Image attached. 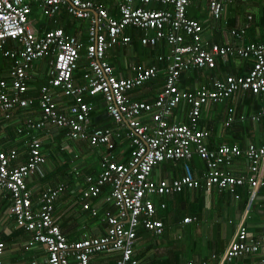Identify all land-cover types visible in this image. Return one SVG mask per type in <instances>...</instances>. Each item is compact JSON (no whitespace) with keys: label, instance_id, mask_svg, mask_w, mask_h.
Listing matches in <instances>:
<instances>
[{"label":"built area","instance_id":"2783aa9c","mask_svg":"<svg viewBox=\"0 0 264 264\" xmlns=\"http://www.w3.org/2000/svg\"><path fill=\"white\" fill-rule=\"evenodd\" d=\"M42 15L55 18L61 12L86 20L87 41L64 32L61 27L37 31L30 19L32 2ZM206 2L210 16L220 20L226 4L239 0H116V16L108 8L96 5L93 0H0V54L11 60L9 79L0 77V113L9 120L18 110H28L37 103L39 115L27 119V131L49 130V126L64 129L69 139L102 147L99 172L84 177V199L96 198L105 187L109 189L104 202L116 212H107L106 233L101 236L68 239L53 219L56 197L67 188V183L47 187L36 201L28 188L27 180L34 176L45 177L46 156L43 141L32 136L27 145L25 162H18L15 148L0 149V197L9 199L8 213L15 228L29 234L25 249L42 245L47 255L29 264H90L91 256L99 252L119 253L115 264H136L134 247L137 230L143 227L153 235H160L164 223L155 217L166 207L158 205L156 196H169L184 189H216L235 195L236 189L247 185L250 200L264 183V131L261 145L220 144L210 148L208 131L199 122L201 110L208 103L223 102L238 91L264 94V41L221 46L209 42L202 35V25L187 15L192 2ZM160 5L161 8L154 7ZM247 18L250 20L251 15ZM249 24L229 30L231 36L242 39ZM128 27L141 31L142 45L157 47L164 42L168 49L156 55V63H133L129 76L116 75L107 60L109 50L130 44L132 38L125 33ZM152 32V33H151ZM50 56L47 78L36 97L26 96L29 72L39 58ZM227 56L255 59L248 73L228 74L224 78L211 77L210 85L195 90L183 89L181 75L194 69H214L217 59ZM82 66L83 83L77 84L74 72ZM161 64V65H160ZM163 74V83L152 101L130 99L128 93ZM57 91L71 99V111L58 108ZM85 95L100 97L113 127L91 125V112L95 102L86 101ZM186 108L185 120L174 113ZM183 116L180 112L179 117ZM251 119L258 121L259 116ZM132 145L127 162L118 160L116 152L120 140ZM205 164L203 179H197L188 164L194 157ZM248 162V173L235 176L222 166H230L234 159ZM165 161H182L184 174L173 180H156L153 169ZM72 175L80 173L72 168ZM92 215L97 209L90 202L82 204ZM193 220L185 217L184 223ZM5 243L0 239V255ZM263 253L258 264H264V234L249 236L244 221L236 230L223 251V260ZM187 264H193L188 262Z\"/></svg>","mask_w":264,"mask_h":264},{"label":"crops","instance_id":"0c3cea01","mask_svg":"<svg viewBox=\"0 0 264 264\" xmlns=\"http://www.w3.org/2000/svg\"><path fill=\"white\" fill-rule=\"evenodd\" d=\"M105 1L106 8L110 10L109 7L112 6L113 14H111L116 16V0ZM242 5H246L248 8L251 5L252 9H247L244 14H241L240 8ZM62 13L64 12H61L57 18ZM187 15L200 22L203 28L202 35L209 42L233 47L241 43L249 44L255 42L259 44L264 41V0H239L226 4L220 20H214L210 16L206 2H193L188 7ZM248 15H251L250 20L247 18ZM31 21L33 24L32 19ZM58 23L61 25L59 19ZM241 24H249L243 38L238 39L231 36L229 30ZM33 26L40 33L46 30L45 27L38 30L35 25ZM87 27L88 23L86 29ZM86 29L79 23V27L75 28L73 33L70 34L76 35L80 40L86 42ZM125 33L130 36L134 34L138 42V39L143 36L141 31L132 27H128ZM133 42L131 40L129 45L109 50L106 53L107 60L113 66L114 73L118 76L131 75L130 65L133 63H144L142 60H145L148 55H155V60L149 63H156V55L165 53L168 49L164 42L159 43L157 47L144 46L140 42L141 46H136ZM254 62L255 59L251 56L244 59L232 56H227L225 60L219 58L216 60L214 69H194L183 72L180 85L183 89L188 90H195L202 85L209 86L211 77L224 78L228 74L244 75L251 70ZM33 64V70L29 72V89L26 92L28 97H36L38 95L40 86L46 81L49 66L48 61L42 59L37 60ZM82 65L80 66L79 78L75 79L77 84L84 82L83 76H81L83 72ZM10 66L11 60L8 58L2 61V64H0L1 78L9 79ZM160 87L161 84H158L157 80L153 79L128 94L131 99L152 101ZM141 88L146 91L138 94L137 92ZM56 93L58 108L63 112L69 113L73 102L59 91ZM185 111L186 108H178L174 113L179 120H185ZM18 112L9 120H5L0 113V149H17L20 154L17 163L25 162L28 150L25 142L32 136H38L42 141H53L52 150L54 151H52V155L56 151L54 146L57 145L59 146L57 148L60 155L64 153L69 156L67 164L65 157L63 160L60 158L59 161L56 154L54 161L50 159V169H46L45 164L44 170L46 173L44 178L34 176L27 180L33 201H36L41 192L47 187H55L62 182L67 183V188L54 201V221L70 240L104 235L107 227V222L105 221L106 213L116 212L112 205L104 202L105 195L109 189L105 187L102 194L96 198L84 199L81 195L86 187L84 177L88 174H97L99 172L98 162L100 155L104 152L103 148H94L86 143L71 140L65 136L66 132L64 129L54 126H49L48 131H27L24 128L25 121L29 118L35 119L39 115L37 103H34L32 109L18 110ZM104 112H106L104 109L97 112L96 116H101V118L94 120L96 122L94 126L113 127L114 124L111 118L108 115L106 117L102 116ZM180 112H183L182 117H179ZM252 115L259 116L258 121L252 120ZM7 122L11 123L7 124ZM104 122L106 123L104 124ZM109 123L110 125L108 126ZM199 124L208 131L209 135L206 143L210 148H215L220 144H237L240 147L250 143L261 145L263 143L262 132L264 131V94L255 95L248 91H238L223 102L208 103L201 110ZM58 134H62L59 143L56 141L59 138ZM74 147L77 151L73 150ZM131 150L132 145L129 140H120L115 152L118 160L127 162ZM81 152H87V155L84 156V153L82 155ZM166 162L154 167L152 176L156 180H173L184 174L182 161H169V164ZM188 164L193 175L197 179L202 180L203 172L205 171L204 162L196 156ZM73 167L80 173L77 177L72 175ZM222 168L235 176L246 175L248 173V162L242 158H236L230 166H222ZM47 177H52L53 182L43 183ZM40 182L42 184H39ZM182 193V196H177L176 198L173 197L175 194H172L169 196H156L154 199L158 201L162 198H170L171 203L168 204L176 206L179 205L181 200V207L185 206L183 219L191 217L193 220L189 223H184L183 219L178 223H172L169 220L168 228L159 236L152 237L154 235L152 234L151 236L147 230L148 233H141L134 247L136 264H187L188 262L193 264H258L263 250L257 254L231 260H223L222 256L240 221H244L249 236L264 234V183L258 188L248 210L247 204L250 200V190L247 185L237 188L235 195L225 191L219 192L216 189L207 191L203 188H186ZM85 201L90 202L91 207L97 209L96 215H92L90 210L83 208L82 204ZM9 204L8 198H0V239L5 243L4 252L0 255V264H29L34 259L36 261L41 260L47 255L42 245L35 244L31 249H25L24 243L30 237L27 232H20L17 237L9 241L3 240L4 234H9L12 230H16L14 221L8 213ZM173 228L176 230L174 233L176 235L179 234L183 238L179 245L173 244L174 240H176L175 235L171 232ZM140 229L145 230L143 227ZM156 237L160 239L157 241ZM152 238L153 241H150ZM28 251L31 253L30 255L25 254ZM118 255L119 253L117 252L95 253L91 256L90 264H115ZM3 256H5L6 263L1 262Z\"/></svg>","mask_w":264,"mask_h":264},{"label":"trees","instance_id":"16d2710c","mask_svg":"<svg viewBox=\"0 0 264 264\" xmlns=\"http://www.w3.org/2000/svg\"><path fill=\"white\" fill-rule=\"evenodd\" d=\"M94 2H95V4L96 5H101V6H103V7H106L105 6V4H106V1L105 0H93ZM105 2V3H104ZM37 4H38V2H36V1H34V2H32V10H33V5L37 8ZM110 5V4H109ZM112 6H110L109 8H110V13H112L113 14V9L111 8ZM157 8H159V7H161L160 5H157L156 6ZM38 9V8H37ZM39 10V9H38ZM64 13H66V12H64ZM64 13H62L58 18H57V16L55 17V18H51L50 19V21L46 24V23H41L39 26H37L36 28L38 29V30H40V28H43V27H45L46 29H50V28H53V27H61L63 30H64V32H66V33H68V34H70V33H73V31H74V29L75 28H77V27H79V19H76L75 20V18L74 19H65L63 16H65L66 14H64ZM44 16V15H43ZM58 19L60 20V22H61V25L58 23ZM34 25V24H33ZM60 25V26H59ZM141 33H143V32H141ZM132 36V41H134L133 43L136 45V46H139L140 45V39H138L139 40V42L138 41H136V38H135V35L134 34H132L131 35ZM141 46V45H140ZM144 46H146V45H144ZM6 58H4V57H2L1 55H0V64H2V61L3 60H5ZM39 59H42V60H47L48 61V63L50 62V60L52 59L50 56H45V57H43V58H39ZM38 59V60H39ZM37 61V60H36ZM35 61V62H36ZM83 66V65H82ZM79 73H80V67H78L77 68V70L74 72V80L77 78H79ZM81 76H82V74H81ZM81 79V78H80ZM156 80H157V83L158 84H161L162 85V83H163V74L162 73H160L159 74V76L156 78ZM77 81V80H76ZM35 94H37V93H35ZM129 95V94H128ZM131 99V98H130ZM85 100L86 101H93V102H95V108L93 109V111L91 112V114H90V116H91V125H95L96 124V122L94 121V118H95V116H96V114H97V112L99 111V110H102V109H104L105 110V108H104V106H103V101L101 100V98L100 97H95V96H92V95H88V96H86L85 97ZM110 125V123L108 124V126ZM58 137L59 138H57L56 139V141H57V143H59L61 140H60V138L62 137V134H58ZM55 147V146H54ZM57 147H59V146H57L56 145V148ZM52 148H53V141H45L44 140V142H43V153H44V155L46 156V162H47V158H49V159H51V160H53L54 161V155H52V151H54V150H52ZM58 149V148H57ZM61 155H63L65 158H66V160H67V164H68V160H69V156L67 155V154H64V153H62ZM53 156V157H52ZM66 174V173H65ZM48 178V177H47ZM182 192H180V193H177V194H175V196H173L174 198H176L177 196L178 197H180V196H182ZM161 196H164V195H161ZM0 198H2V197H0ZM165 198H162L161 200H156V202H157V204L159 205L160 204V202L162 203H165V205H166V207L164 208V209H161L159 212H157L156 213V215H155V217L156 218H158V219H162V221H163V223H164V230H163V232L168 228V221L170 220L172 223L174 222V223H178L179 221H181L182 219H183V217L185 216V206H183V207H181V200H180V203H179V205L178 206H176V205H169L165 200H164ZM56 200V199H55ZM54 205V204H53ZM52 215H53V213H52ZM196 216H198V214H196ZM13 219V218H12ZM55 222V224H57L56 223V221H54ZM58 225V224H57ZM141 227H139L138 228V230H137V237H139V235H141V233H145V232H147L146 230H143V229H140ZM61 229V228H60ZM65 230V229H64ZM20 232H26V231H24L23 229H17L16 228V230H12L9 234H4L3 235V240H5V241H9V240H11V239H14L15 237H17L19 234H20ZM62 232H63V230H62ZM64 233V232H63ZM148 233V232H147ZM150 233V232H149ZM151 234V236H152V233H150ZM149 234V235H150ZM154 236H159V235H154ZM167 262V261H166Z\"/></svg>","mask_w":264,"mask_h":264},{"label":"rangeland","instance_id":"374dc122","mask_svg":"<svg viewBox=\"0 0 264 264\" xmlns=\"http://www.w3.org/2000/svg\"><path fill=\"white\" fill-rule=\"evenodd\" d=\"M241 14H244L246 11H247V9H252L251 8V5H249V8L246 6V5H242L241 6ZM256 10V9H255ZM255 10H252V11H255ZM64 14H66V13H64ZM65 19H74L73 17H71L69 14H66L65 16H63ZM30 19H32L33 20V24L37 27V26H39L41 23H48L49 21H50V19L51 18H49V17H46V16H43L42 14H41V12L33 5V10H32V13L30 14ZM76 20V19H75ZM77 21V20H76ZM79 23H81L82 25H83V27L86 29V26H87V21L86 20H80L79 21ZM154 54H155V52H154ZM155 60V55H148L146 58H145V60H142L144 63L143 64H146V63H149V62H151V61H154ZM84 63V60H82L81 59V61L79 62V67L82 65ZM81 68V67H80ZM152 81V80H151ZM143 91H146V90H144V88H141V89H139L138 90V94H140V93H142ZM8 123H11V122H7V124ZM101 123H103V122H101ZM106 122H104V124H105ZM103 125V124H102ZM44 142V141H43ZM55 149H56V151L54 152V158H55V155L57 154V156H58V159H59V161H60V158H61V160H63V158H64V156L62 155H60V152L58 151V149L56 148V146H55ZM74 151H77V149L74 147V149H73ZM83 153H84V156H86L87 155V152H81V154L83 155ZM194 157H196V156H194ZM198 158V157H197ZM63 162V161H62ZM167 164H169L170 162L169 161H167L166 162ZM50 166H51V161H50V159L49 158H47V162H46V169H50ZM156 174H157V172H156ZM45 182H53V178L52 177H48L47 179H45L44 181H43V183H45ZM39 184H42L41 182L39 183ZM166 201H167V203H171V199L170 198H166ZM226 221V220H225ZM174 231H176L174 228L171 230V232L175 235V239L176 240H174V242H173V244H180L182 241H183V238H182V236H179V234L178 235H176L175 233H174ZM152 237H155V236H152ZM173 237V236H172ZM172 237H170V238H172ZM160 238H158V237H156V240L158 241ZM150 241H153V238L150 240ZM26 255H30L31 253L28 251V252H26L25 253ZM24 254V255H25ZM5 256H3L2 257V259H1V262L2 263H6V261H5ZM22 264V263H21Z\"/></svg>","mask_w":264,"mask_h":264},{"label":"water","instance_id":"95a60500","mask_svg":"<svg viewBox=\"0 0 264 264\" xmlns=\"http://www.w3.org/2000/svg\"><path fill=\"white\" fill-rule=\"evenodd\" d=\"M102 116L103 117H106L107 116V112H104L103 114H102ZM101 118V116H96L95 118H94V120L96 121V120H98V119H100Z\"/></svg>","mask_w":264,"mask_h":264},{"label":"clouds","instance_id":"9594fccd","mask_svg":"<svg viewBox=\"0 0 264 264\" xmlns=\"http://www.w3.org/2000/svg\"><path fill=\"white\" fill-rule=\"evenodd\" d=\"M193 2H196V1H193ZM193 2H192V3H193ZM191 5H192V4H191ZM187 12H188V10H187ZM188 17H189V16H188ZM190 18H192V17H190ZM29 119H31V118H29ZM41 131H43V130H41Z\"/></svg>","mask_w":264,"mask_h":264}]
</instances>
